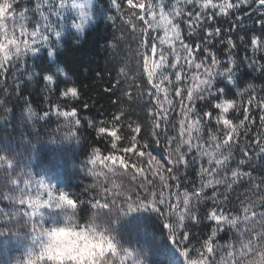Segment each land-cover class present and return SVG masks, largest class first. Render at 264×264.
I'll return each mask as SVG.
<instances>
[{"label":"trees","instance_id":"trees-1","mask_svg":"<svg viewBox=\"0 0 264 264\" xmlns=\"http://www.w3.org/2000/svg\"><path fill=\"white\" fill-rule=\"evenodd\" d=\"M82 1L18 0L12 6V13L20 18L25 29L35 31V21L41 22L38 16L45 15L48 20L43 23L56 25L58 29L53 30L54 35L64 34L59 38L51 36L43 47L38 45L36 51L26 53L20 66L7 75L6 81L0 77V158L5 162L0 165V197L19 195L15 182L23 187V179H30L43 180L51 185L55 201L37 216L30 217L27 202L20 204L19 200L10 202L0 198V208L4 212H17L15 219L7 215L0 219V264H25L26 260L28 264H50L49 260L32 261L27 257L33 238L36 236L44 240L47 229L63 223L68 217L84 222L95 213L100 214L113 237V244L117 246L115 256L114 253L100 256L97 264H120L123 249L133 252L141 264H264V154L259 152V148L254 151L247 147L248 157H245L241 148L248 145L249 140L241 134L239 144L231 149L233 155L226 169L218 175H201V166L208 167L207 157L200 158L193 150L187 159L191 161L196 157V162L187 169L180 166L176 173L179 184L169 180L170 188L163 186L159 176L148 171L147 155L139 156L144 140H154L151 137L154 121L148 116L151 103L146 97L150 86L145 81L143 89H129L123 82L113 87L115 79H120L118 72L129 47L136 48V44L122 37L120 31L122 24L130 18L131 6L127 0H117L120 4L117 11L118 5L114 0H93V23L82 33H76L69 28L76 18L69 15L59 20L58 9L63 3ZM140 2L133 0L135 5ZM143 2L147 3V0ZM166 2L170 4L171 0ZM5 3L6 0H0V15L6 10ZM134 11L140 13L142 9L137 6ZM237 11H251V15L244 17L243 27H237L233 33H224L233 38L244 36L243 43L236 39L237 47L233 50L239 71L226 85L227 98H235L236 103H240L238 93H243L249 85L254 84L258 90L264 84V71L255 66L245 67L246 61L242 59L246 54L252 55L250 46L248 49L244 47L248 37L253 33L264 35V26H255L260 10L254 6V0H248V7ZM133 19L137 28L146 26L138 16ZM230 20L218 18L216 23L223 30L230 26ZM62 22L66 24L65 31L58 26ZM125 27L131 31L133 25L126 24ZM182 27L186 35L187 28ZM16 34L19 35V23ZM50 49L55 51L53 61L49 58ZM213 50L217 51L222 61H227L224 46L219 41L214 43ZM208 62H211L210 58ZM47 77L52 78L51 84ZM172 79L175 82L174 76ZM66 88L78 89L79 98L73 99L70 94L62 97L60 93ZM105 88L111 90L105 91ZM124 91L131 92V97L124 95ZM184 96L182 104L175 90H170L169 98L175 105L171 113L175 129L169 126V136L175 137V140L171 145L167 144L163 136L165 125L161 123L156 128L161 133L160 146L153 144V149H150L158 157L164 154L166 148L174 151L180 143V121L185 119L182 108L191 109L187 116L189 122L202 119L200 135L203 139L200 143L208 140L210 131L215 134V114L209 122L208 117L203 116V111L207 110L203 104L199 108L196 103L189 105L187 91H184ZM247 101L248 95L244 94L245 106ZM84 104L88 108H83ZM73 106L79 111L80 126L78 131L73 127V135L65 136L68 129L64 127V118L56 113L57 110L70 112ZM152 110L156 109L153 107ZM45 112L51 116L48 121H45ZM121 112L123 115L119 123L113 127L115 116L121 115ZM236 115L239 114L230 110V117ZM254 115L252 132H264V127L260 126V113L255 112ZM240 119H243L242 115ZM235 122L239 123L238 120ZM137 124L142 128L140 133L132 131ZM100 127L105 128L103 133L99 131ZM112 133L116 134L115 140ZM193 134L195 136V132ZM133 136L140 141L135 147ZM184 139H188L186 134ZM113 142L115 148L112 147ZM193 143L197 141L194 139ZM204 147L209 145L204 144ZM125 148H132V151L126 152ZM221 151L227 154L229 149ZM93 154L97 158L92 164L89 161ZM241 159L246 162L240 164ZM232 170L249 175H242L232 183ZM20 173H27V176H20ZM161 174L168 176L166 169L161 170ZM210 179L221 182L204 187ZM38 186H32L30 192L26 189L23 198L27 200L34 196V190L39 191ZM202 187L203 194L196 196ZM161 192L165 203L159 205V211L152 208L128 211V203L136 201L133 203L136 208L138 203L151 200L153 193L159 200ZM185 192L190 197L188 210L183 205ZM59 193L69 198L61 200ZM95 201L107 203L108 207L92 208L91 204ZM214 212L215 220L209 219ZM179 213H184L183 221ZM165 223L173 224L182 240L185 235L188 237L184 256L169 239ZM214 229L216 235H213ZM126 264H132L131 260Z\"/></svg>","mask_w":264,"mask_h":264},{"label":"snow or ice","instance_id":"snow-or-ice-1","mask_svg":"<svg viewBox=\"0 0 264 264\" xmlns=\"http://www.w3.org/2000/svg\"><path fill=\"white\" fill-rule=\"evenodd\" d=\"M15 2H18V0H6L4 5L6 10L3 15H0V77L4 78L5 81L7 75L9 73L12 74L13 69L20 66L25 54L36 51L39 43L44 39L28 32L21 23L20 18L12 13V6ZM114 2L118 5L117 11H119L120 4L117 3V0H114ZM127 3L131 6L130 18L122 24L120 31L122 37L136 44V48L133 50L132 46L129 47L128 55L124 57L118 72L120 79H115L113 87L120 86L121 82L129 89H143L146 85L150 86L147 89L146 97L151 103L148 116L154 121L151 133V137L154 140L145 139L143 145H141L142 150L139 152L140 157L147 155L148 171L152 172L154 176L158 175L163 186L170 188V185H168L169 180H175L179 184V177L176 173L181 165L187 169L191 163L196 162V157H193L191 161L187 159L188 155L195 150L200 158L207 157L208 167L201 166V175L207 173L209 176H216L221 170L226 169L233 155L231 149L234 145L239 144L241 134L246 140H249L248 145L241 148L245 157H248L247 147L253 148L254 151L259 148V152L264 154V132H252L253 127H255V112L260 113V126L264 127V84L258 90L254 84L249 85L244 89L243 93H238L240 103H236L235 98H227L226 92L227 83L233 80L239 71L233 52L237 47L236 39L238 38L239 42L243 43L244 36L239 35L233 38L232 35H224V33H233L237 27L244 26V17L251 15V11L240 13L237 10L247 8L248 0H171L170 4L166 0H147V3L141 0L138 5L133 4V0H127ZM137 6L142 9L140 13L134 11ZM254 6L260 10L257 14L258 19L255 21V26L261 28V26H264V0H254ZM10 13L12 14L10 15ZM137 16L145 22V27L137 28V22L133 19V17ZM218 18H231L230 26L222 30L219 24L216 23ZM18 23L19 35L17 36ZM9 24L11 25V33L9 32ZM126 24L133 25L131 31H127ZM214 24L217 26L213 27ZM182 25L187 28L186 35ZM25 37H29V39H25ZM141 37H143V40H141ZM193 37H196L195 41ZM216 41H219L220 45L224 46V54L227 57L226 62L222 61L217 51L213 50V45ZM249 46L252 55L248 56L246 54L242 57L246 61L245 67L255 66L264 71V35L253 33L248 37L247 44L244 45L247 49ZM209 58L211 60L210 63L208 62ZM173 76L175 82H173ZM47 81L51 84L52 78L47 77ZM221 84L225 86L221 87ZM171 89L175 90V95L182 104L185 99L184 91H187L189 105L196 103L197 108H199L200 104H203L204 108L207 109L203 111V116L208 117L209 122H211L215 114L216 129L215 134L210 131L208 140H205L203 144L200 143L199 141L203 139L200 135L202 119L198 118L189 122L187 116L191 109L182 108L185 119L180 121V143L176 145L174 151L171 148H166L164 154L158 157L150 149H153V144L156 147L160 146L161 133L156 131V128L161 123L165 125L163 136L167 144L171 145L175 140V137L169 136V126L171 125L172 129H175L171 115L175 105L173 99L169 98ZM104 90L110 91L111 89L105 88ZM161 93H163V99H161ZM69 94L73 99L79 98L78 89L76 88H66L65 91L60 93L62 97H68ZM244 94L248 95L247 106L243 102ZM124 95L131 97V92L124 91ZM113 102L115 103L116 100ZM153 107L156 110H152ZM83 108H88V105L84 104ZM230 110L239 115L230 117ZM56 115L64 118V127L68 129L65 136L73 135V127H76L78 131L80 119L77 107L73 106L70 112L57 110ZM122 115L123 112H121V115L115 116L113 127H115L116 123H119ZM240 115L243 116V119H240ZM44 116L47 118L45 121L51 119L48 112H45ZM237 120L239 123L235 122ZM99 131L103 133L105 128L100 127ZM132 131L140 133L142 131L140 124H137ZM185 134L188 137L186 140L184 139ZM112 135L115 140L116 134L112 133ZM194 139L197 143H193ZM132 140L134 147L140 144L136 136H133ZM204 144H208L209 147H204ZM112 147H116L115 142L112 143ZM223 148L229 149L227 154L221 151ZM125 151L131 152L132 148H125ZM96 158L97 156L93 154L89 163L93 164ZM245 162L244 159L239 161L240 164ZM4 163V160L0 158V165H4ZM201 164H203L202 159ZM165 169L168 172V176L161 174V170ZM19 175L27 176V173H20ZM242 175L249 174L232 170V183H235ZM220 182L210 179L204 187H211L214 183ZM149 183H154V181H149ZM36 184L47 189V192L53 193L52 186L46 184L43 180L23 179V187H20L18 181L15 182L16 191L19 195L6 194L0 198L10 202L19 200L20 204H24L29 199L23 198L25 190L27 189L30 192L31 187ZM202 194L203 187L196 193V196L200 197ZM179 195L177 193L178 198ZM65 197L69 198L66 194L59 193V199L63 200ZM152 197L151 200H147V195H145L144 199L147 202L138 203L136 208L133 207V203H136V201L128 203V211L133 212L137 209L147 208L159 211V205L165 203L163 193H160L159 200L156 198V193H153ZM70 199L74 201L73 198ZM137 199L139 200V198ZM129 200H131V197H129ZM80 203L84 202L80 201ZM183 205L185 210H188L190 197L187 192L183 193ZM97 206L108 207L107 203H100L99 201L91 204L92 208ZM0 213H3L0 219H3L5 215L12 219L17 217V212L15 211L6 213L0 208ZM179 216L180 220L183 221L184 213H179ZM209 219L215 220V212L210 215ZM164 227L169 233V239L178 247L181 255L184 256L188 237L185 235L182 240L177 234L176 227L171 223H165ZM213 235H216L215 229L213 230ZM110 249L114 253L113 256H115L117 246L112 244ZM123 253L122 261L127 258L131 260L132 264H140L130 250L123 249ZM25 264H28L27 260Z\"/></svg>","mask_w":264,"mask_h":264},{"label":"clouds","instance_id":"clouds-1","mask_svg":"<svg viewBox=\"0 0 264 264\" xmlns=\"http://www.w3.org/2000/svg\"><path fill=\"white\" fill-rule=\"evenodd\" d=\"M46 236V247L40 255L47 257L50 264H97L100 253L113 244L99 213L90 214L84 222L68 217L47 229Z\"/></svg>","mask_w":264,"mask_h":264},{"label":"rangeland","instance_id":"rangeland-1","mask_svg":"<svg viewBox=\"0 0 264 264\" xmlns=\"http://www.w3.org/2000/svg\"><path fill=\"white\" fill-rule=\"evenodd\" d=\"M83 13V15H81ZM69 15H73L76 18V21H72L69 28L76 32L82 33L90 24L93 23V0H84L81 3L70 2V3H63L59 6L58 9V19L64 20V18L68 17ZM38 18L40 19V23L35 21V31L26 28V30L30 33H34L37 36L43 37L39 45L43 47V45L47 44L51 40V36L55 38H59L63 34H56L54 35L56 30V25H52L49 23H43V21L48 20L47 16L39 15ZM60 30L65 31L66 24L62 22L60 25ZM45 31L43 32L42 30ZM55 51L53 49L49 50V58L51 61L54 59ZM39 191L37 189L34 190L36 193L34 196L30 197L26 203L28 208V215L30 217H35L38 215V212L45 208H49L51 204L55 203L54 201V193L45 192L42 187L38 186ZM47 237L43 240L35 236L30 243V246L27 249V257L30 258L32 261L35 260H49L47 257L41 256L40 254L44 251L46 247ZM113 253L111 249H105L104 252L100 253V256H103L108 253ZM99 256V257H100ZM130 260L125 258L123 261L120 259V264H126ZM141 264V263H140Z\"/></svg>","mask_w":264,"mask_h":264}]
</instances>
